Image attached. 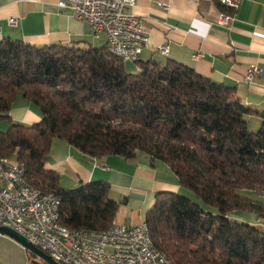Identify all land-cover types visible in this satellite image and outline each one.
<instances>
[{"label": "trees", "instance_id": "obj_1", "mask_svg": "<svg viewBox=\"0 0 264 264\" xmlns=\"http://www.w3.org/2000/svg\"><path fill=\"white\" fill-rule=\"evenodd\" d=\"M134 63L138 69L127 70L107 44L0 38V118H9L19 95L41 112L37 123L9 121L0 131V158L22 165L26 183L40 193L58 197L61 225L104 231L118 209L110 185L62 187L46 165L52 139L94 158L144 153L216 209L177 192L155 194L144 223L168 264H264V229L230 217L237 210L264 218V111L187 65ZM251 114L261 119L256 131L248 127Z\"/></svg>", "mask_w": 264, "mask_h": 264}, {"label": "crops", "instance_id": "obj_2", "mask_svg": "<svg viewBox=\"0 0 264 264\" xmlns=\"http://www.w3.org/2000/svg\"><path fill=\"white\" fill-rule=\"evenodd\" d=\"M56 1L0 0L1 38L36 45L106 44L103 32L95 35L85 20L68 9H59ZM221 10L217 0H135L131 11L143 18V27L149 32L139 60L160 64L173 60L192 67L203 76L234 87L243 104L264 111V0H240L237 9L231 11L234 19L228 28L216 23ZM11 17L18 18L16 25L8 24ZM196 53L201 55L194 58ZM251 66H258L261 72L247 82L244 78ZM125 67L132 72L138 69L130 61H125ZM40 119L38 105L16 97L8 121L30 125ZM260 121L257 115L247 116L248 126L252 122L259 127ZM46 165L59 174V184L64 188L89 181L107 182L109 197L118 202L114 224L144 221L157 192L180 193L183 189L165 163L144 153L128 159L118 155L94 158L60 138L52 139ZM7 237L0 236V264H5L2 256L8 247L18 248L14 239Z\"/></svg>", "mask_w": 264, "mask_h": 264}, {"label": "built area", "instance_id": "obj_3", "mask_svg": "<svg viewBox=\"0 0 264 264\" xmlns=\"http://www.w3.org/2000/svg\"><path fill=\"white\" fill-rule=\"evenodd\" d=\"M31 1V0H21ZM135 0H57L59 9H68L85 20L96 35L103 32L109 51L124 61L135 62L149 39L143 27V18L131 11ZM222 8L217 25L228 28L234 19L231 11L237 9L240 0H217ZM18 18L11 17L8 24L16 25ZM1 32V30H0ZM165 51V47L161 46ZM232 49V48H231ZM201 54L196 53L194 58ZM261 70L251 66L245 74L249 82ZM58 197L53 194H33V187L21 178V169L11 165V158L0 162V226L9 227L19 234L21 225L34 229V237H25L38 249L50 255L59 264H148V252L143 250L140 222L117 223L112 235L83 238H65L46 228V211L53 210ZM39 232H47L50 245H43ZM156 264H168L156 260Z\"/></svg>", "mask_w": 264, "mask_h": 264}, {"label": "bare ground", "instance_id": "obj_4", "mask_svg": "<svg viewBox=\"0 0 264 264\" xmlns=\"http://www.w3.org/2000/svg\"><path fill=\"white\" fill-rule=\"evenodd\" d=\"M1 38V32H0ZM0 162H2V158H0ZM11 165H17L19 169H21V178L23 181L25 169L22 165L11 161ZM26 185H29L26 183ZM33 194H42L35 188H33ZM46 228L54 229L56 235H63L65 238H83L84 235L91 236H104V235H112L117 230V224L111 225L108 229L104 231H94V230H75L68 228L64 225H61L58 222V202L55 200L53 210L46 211ZM141 226V234L143 240V250L148 252V264H156V260H163L168 263L167 259L158 252L151 243L149 231L147 225L144 221L140 222ZM21 232L25 237H34V229L29 228L28 225H21ZM39 239L43 245H50V238L47 232H39Z\"/></svg>", "mask_w": 264, "mask_h": 264}, {"label": "rangeland", "instance_id": "obj_5", "mask_svg": "<svg viewBox=\"0 0 264 264\" xmlns=\"http://www.w3.org/2000/svg\"><path fill=\"white\" fill-rule=\"evenodd\" d=\"M128 65V63H126ZM9 126V121L6 118H0V131H5ZM249 129L251 131H256L258 129L257 126H253V123L250 122ZM161 164H164L160 160ZM179 194L188 196L194 203H197L199 206H201L204 210L215 212L216 209L214 207H211L201 200L199 196H197L193 191H191L188 188L183 187ZM235 213H231L230 217L232 219H237L239 221H245L249 222L251 224H258L264 229V219L261 220L255 213L247 212V211H234ZM0 236H4L1 235ZM7 237V236H6ZM9 238V237H7ZM12 240V239H11ZM15 242L17 244V247H8L6 251L4 252L2 258L5 264H46L42 259H40L37 255L34 253H30L28 249H26L23 245L20 243Z\"/></svg>", "mask_w": 264, "mask_h": 264}, {"label": "water", "instance_id": "obj_6", "mask_svg": "<svg viewBox=\"0 0 264 264\" xmlns=\"http://www.w3.org/2000/svg\"><path fill=\"white\" fill-rule=\"evenodd\" d=\"M0 234L9 236L13 238L15 241L23 245L26 249H28L30 252L37 255L40 259H42L47 264H59L56 260H54L50 255L45 253L44 251L38 249L34 244H32L30 241H28L23 235L19 234L15 230L6 227V226H0Z\"/></svg>", "mask_w": 264, "mask_h": 264}]
</instances>
